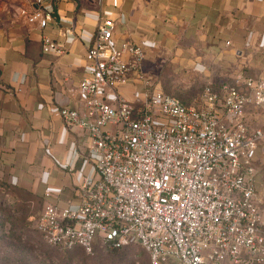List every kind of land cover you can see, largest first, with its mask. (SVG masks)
Segmentation results:
<instances>
[{
  "label": "built area",
  "instance_id": "1",
  "mask_svg": "<svg viewBox=\"0 0 264 264\" xmlns=\"http://www.w3.org/2000/svg\"><path fill=\"white\" fill-rule=\"evenodd\" d=\"M50 17L41 7L29 15L41 25ZM113 28L112 18H99L85 52L77 87L83 115L58 109L67 127L87 131L94 173L78 185L77 204L44 202L35 228L50 245L88 252L98 238L113 247L137 241L150 264H264L254 163L264 126L244 121L246 103H264V78L238 75L217 90L206 85L200 104L191 105L139 71L142 88L129 98L113 87L139 69L144 51L115 44ZM60 49L43 38V51ZM105 87L114 89L113 102Z\"/></svg>",
  "mask_w": 264,
  "mask_h": 264
},
{
  "label": "crops",
  "instance_id": "2",
  "mask_svg": "<svg viewBox=\"0 0 264 264\" xmlns=\"http://www.w3.org/2000/svg\"><path fill=\"white\" fill-rule=\"evenodd\" d=\"M38 7L51 13L45 25L29 19ZM101 17L113 19L115 44L144 51L139 69L113 87L129 98L142 88L139 71L158 84L165 65L180 84L177 97L191 105L200 104L206 85L217 90L238 75L264 78V0H0V178L33 191L42 205L77 204L78 185L94 173L87 131L67 127L58 109L83 115L77 87ZM45 36L60 51H43ZM113 88L103 92L110 102ZM244 121L263 127L264 103H246ZM254 163L264 216V139Z\"/></svg>",
  "mask_w": 264,
  "mask_h": 264
},
{
  "label": "rangeland",
  "instance_id": "3",
  "mask_svg": "<svg viewBox=\"0 0 264 264\" xmlns=\"http://www.w3.org/2000/svg\"><path fill=\"white\" fill-rule=\"evenodd\" d=\"M173 71L165 65L157 85L177 96L181 94L180 84ZM188 94L198 93L194 90ZM4 181L0 178V264H150L148 251L139 243L112 251L98 241L89 252L80 246L69 249L51 246L34 226L37 211L42 207L39 197ZM161 264H169V260Z\"/></svg>",
  "mask_w": 264,
  "mask_h": 264
},
{
  "label": "trees",
  "instance_id": "4",
  "mask_svg": "<svg viewBox=\"0 0 264 264\" xmlns=\"http://www.w3.org/2000/svg\"><path fill=\"white\" fill-rule=\"evenodd\" d=\"M4 182L7 183V181H4ZM2 183H3V182H2ZM6 183H4V184H6ZM17 186H18V185H17ZM19 187H20V186H19ZM21 188H22V187H21ZM24 189H25V188H24ZM98 241H101L102 243H104L105 247H106L107 249L112 250V251H117V250L123 249L124 247H126L127 245H130V244H132V243H139V242H137V241H133V242H130L129 244H126V245H123V246H120V247H113V246H111V245H109V244L103 242L102 240H100V239L98 238V239L95 240L94 245H95V243H97ZM139 244H140V243H139ZM51 246L58 247V246H55V245H51ZM59 248H60V247H59ZM66 249H69V248H66Z\"/></svg>",
  "mask_w": 264,
  "mask_h": 264
}]
</instances>
